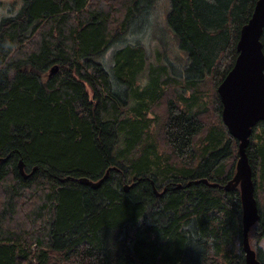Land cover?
Segmentation results:
<instances>
[{
	"label": "trees",
	"instance_id": "trees-1",
	"mask_svg": "<svg viewBox=\"0 0 264 264\" xmlns=\"http://www.w3.org/2000/svg\"><path fill=\"white\" fill-rule=\"evenodd\" d=\"M160 2L21 0L0 19V264H247L216 88L255 0ZM166 31L180 68L152 45ZM252 133L264 264V121Z\"/></svg>",
	"mask_w": 264,
	"mask_h": 264
},
{
	"label": "water",
	"instance_id": "water-1",
	"mask_svg": "<svg viewBox=\"0 0 264 264\" xmlns=\"http://www.w3.org/2000/svg\"><path fill=\"white\" fill-rule=\"evenodd\" d=\"M263 29L264 0H255L251 17L240 28L235 61L216 88L222 104L221 119L229 133L238 140L236 169L225 189L229 190L239 185L243 224L242 245L247 264H260L248 236L250 227L259 219V208L251 176L252 165L249 163L246 148L253 126L264 120V52L260 41ZM56 69L57 66L51 67L50 73ZM17 165L20 174L27 177L21 159ZM106 175L107 172L103 178ZM103 178L93 181L82 177L79 180L92 187H98Z\"/></svg>",
	"mask_w": 264,
	"mask_h": 264
},
{
	"label": "rangeland",
	"instance_id": "rangeland-1",
	"mask_svg": "<svg viewBox=\"0 0 264 264\" xmlns=\"http://www.w3.org/2000/svg\"><path fill=\"white\" fill-rule=\"evenodd\" d=\"M20 1L21 0H18L19 3L17 5V7H13V11H10V8H11L10 6H12L14 0H0V2H1V4H0V19L2 17H5V16L10 15V14H14L15 12H17L18 9L20 8L19 7L20 6ZM167 1L168 0H161L160 5L162 7H165ZM166 33H167V37L164 38V36H163V42L158 43V42L155 41V42L152 43V45L156 43L158 48L161 49V51L164 53L165 60H168L169 62L173 61L174 63L178 64L179 68H180V67H182V64H184V63L186 64L187 63L186 56L177 47L176 42H175L176 39H174V37L169 32L166 31ZM214 92H215V90L212 87L211 88L210 87H206L204 89L203 94H205L204 98H205L207 103L211 102L212 93L214 94ZM216 93H217V90H216ZM157 113L159 114L160 112H157ZM258 130H259V132H261V129H257L256 131H254L252 133V137H253V135H254V137L256 136ZM256 140H258L257 137L254 138V142H257ZM257 183H258V181L256 179V181H255L256 186H257ZM256 186H255V188H256ZM260 191H261V189H260ZM260 195H261L260 203L263 205L264 204V195H263L262 191H261ZM258 244L264 250V237L259 240Z\"/></svg>",
	"mask_w": 264,
	"mask_h": 264
},
{
	"label": "bare ground",
	"instance_id": "bare-ground-1",
	"mask_svg": "<svg viewBox=\"0 0 264 264\" xmlns=\"http://www.w3.org/2000/svg\"><path fill=\"white\" fill-rule=\"evenodd\" d=\"M164 9H165V8H164ZM251 15H252V13H251ZM250 17H251V16H250ZM248 20H249V19H248ZM248 20H247V21H248ZM243 25H244V24H243ZM241 27H242V26H241ZM260 41H261V40H260ZM139 48H140V47H139ZM262 50H263V49H262ZM147 67H148V66H147ZM141 73H143V72H141ZM160 73H162V72H160ZM142 75H143V74H142ZM160 75H161V74H160ZM159 77H160V76H159ZM162 77H163V76H162ZM162 79H163V78H162ZM136 80H137V79H136ZM160 81H161V79H160ZM161 82H162V81H161ZM158 83H159V82H158ZM145 100H146V99H145ZM147 100H148V99H147ZM148 101H149V100H148ZM145 102H146V101H145ZM172 103H173V102H172ZM147 104H148V103H147ZM188 108H189V107H188ZM186 109H187V108H186ZM192 115H193V114H192ZM263 121H264V120H263ZM254 126H255V125H254ZM254 126H253V127H254ZM226 128H227V127H226ZM227 130H228V129H227ZM253 132H254V131H253ZM195 136H196V135H195ZM253 136H254V135H253ZM230 137H231V136H230ZM232 138H234V137H232ZM236 140H237V139H236ZM249 140H250V139H249ZM251 141H252V140H251ZM237 145H238V140H237ZM246 149H247V148H246ZM0 159H1V158H0ZM169 159H170V158H169ZM17 166H18V165H17ZM235 169H236V168H235ZM106 172L108 173V170H107ZM106 172H105V173H106ZM104 175H105V174H104ZM106 176H107V175H106ZM106 176H105V177H106ZM232 177H233V176H232ZM232 177H231L230 179H228V180L226 179L227 182H226V183L224 182L225 184L223 183V184H224V186H223L224 188H225V185H226V184L232 179ZM100 179H101V178H100ZM79 181H80V180H79ZM96 181H97V180H96ZM204 181L208 182L207 180H204ZM10 183H11V182H10ZM14 185H15V184H14ZM212 185H213V184H212ZM238 186H239V185H238ZM238 186H237V187H238ZM125 187H126V186H125ZM256 188H257V186H256ZM229 190H230V189H229ZM242 226H243V224H242ZM242 226H241V227H242ZM248 232H249V231H248ZM257 260H258V259H257ZM259 263H260V262H259Z\"/></svg>",
	"mask_w": 264,
	"mask_h": 264
}]
</instances>
